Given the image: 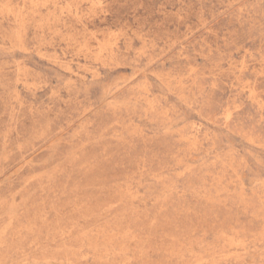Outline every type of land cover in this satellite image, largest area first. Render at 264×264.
Listing matches in <instances>:
<instances>
[{
	"label": "rangeland",
	"instance_id": "1",
	"mask_svg": "<svg viewBox=\"0 0 264 264\" xmlns=\"http://www.w3.org/2000/svg\"><path fill=\"white\" fill-rule=\"evenodd\" d=\"M0 264H264V0H0Z\"/></svg>",
	"mask_w": 264,
	"mask_h": 264
}]
</instances>
